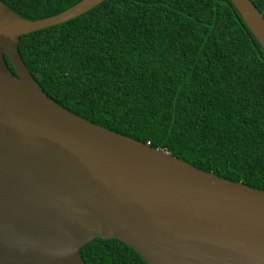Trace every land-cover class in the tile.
<instances>
[{
    "label": "water",
    "instance_id": "95a60500",
    "mask_svg": "<svg viewBox=\"0 0 264 264\" xmlns=\"http://www.w3.org/2000/svg\"><path fill=\"white\" fill-rule=\"evenodd\" d=\"M102 1L29 20L0 0V264H86L95 237L148 264H264V190L74 114L25 65L20 35ZM230 1L264 49L262 13Z\"/></svg>",
    "mask_w": 264,
    "mask_h": 264
},
{
    "label": "trees",
    "instance_id": "16d2710c",
    "mask_svg": "<svg viewBox=\"0 0 264 264\" xmlns=\"http://www.w3.org/2000/svg\"><path fill=\"white\" fill-rule=\"evenodd\" d=\"M1 1L35 20L80 0ZM250 1L264 17V0ZM18 49L74 114L264 190V49L230 0H103L20 35ZM80 252L86 264H148L115 238Z\"/></svg>",
    "mask_w": 264,
    "mask_h": 264
}]
</instances>
